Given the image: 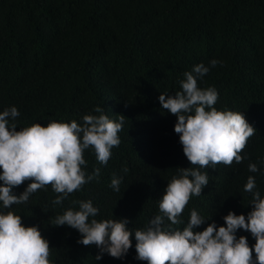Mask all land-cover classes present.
Masks as SVG:
<instances>
[{
  "label": "trees",
  "instance_id": "16d2710c",
  "mask_svg": "<svg viewBox=\"0 0 264 264\" xmlns=\"http://www.w3.org/2000/svg\"><path fill=\"white\" fill-rule=\"evenodd\" d=\"M213 59L218 61L214 67ZM200 63L210 70L198 79V87L216 89L217 110L240 108L256 130L241 163L215 165L226 169L220 170L224 180L212 174L205 194L194 202L213 210L195 231L212 222L224 225L229 211L247 216L252 208V193L244 191L249 176L264 197V0H0V112L24 98L31 105L20 108L23 118L42 126L50 121L82 124L84 115L100 114L97 106L113 121L125 116L120 144L107 164L86 149L82 168L86 176L98 168L99 175L61 204L53 203L57 193L51 185L25 203L5 208L0 202V213L11 211L24 226L38 227L49 242L51 264H147L136 258L134 232L124 257L104 253L96 260V245L78 243L76 229L55 221L69 208L79 209L74 201L86 200L98 209L95 219L127 218L132 231L145 229L160 214V200L178 168L198 166L185 157L174 131L177 118L162 109L159 96L179 91L183 74ZM249 163L258 171L250 172ZM209 167L199 170L206 173ZM113 177L121 180L119 191L111 186ZM106 184L108 201L98 207V189ZM192 205L191 199L181 214L185 224ZM236 235L247 237L250 247L255 243L243 229Z\"/></svg>",
  "mask_w": 264,
  "mask_h": 264
},
{
  "label": "clouds",
  "instance_id": "9594fccd",
  "mask_svg": "<svg viewBox=\"0 0 264 264\" xmlns=\"http://www.w3.org/2000/svg\"><path fill=\"white\" fill-rule=\"evenodd\" d=\"M217 63L215 59L210 61L213 67ZM209 70L203 63L195 65L183 74L179 91L159 96L162 109L177 118L174 131L179 135L185 157L190 165L198 167L178 168V175L167 183L160 200V214L145 229L130 230L127 218L98 221V209L91 200L74 201L79 204L78 210L69 208L56 218V226L67 225L81 234L78 243L99 248L96 260L104 253L113 258L124 257L132 247L134 232L136 258L147 264H264V197L256 190L253 176L244 185V191L252 193V208L247 216L229 211L223 217L224 225L212 222L202 231L194 230L207 219L205 214L209 218L213 215L212 207L205 202H194L205 194L212 174L224 180L225 173L220 170L226 169L215 165L241 163L245 158L241 156L243 149L249 146L248 139L256 130L240 108L217 110L214 105L218 93L214 87H198V79ZM29 105L23 98L0 112V202L5 208L27 202L31 194L47 185L57 193L53 203L61 204L69 194L99 175L97 168L86 176L82 168L87 164L84 151L93 149L98 162L106 165L112 148L120 144L118 133L124 115L113 121L97 106L95 112L100 114L84 115L82 124L76 120L50 121L42 126L41 122L27 123L23 118L20 108ZM208 167L206 173L199 170ZM248 170L255 173L258 167L249 163ZM25 181L29 183L23 192L15 194L13 189ZM120 182V178L113 177L111 186L119 191ZM87 188L86 184L84 189ZM108 189V184L98 189V207L108 201ZM191 199L194 210L185 224L180 217L190 207ZM116 208L120 214L119 207ZM166 220L170 223L166 224ZM181 224L182 229L173 227ZM240 229L251 233L254 245L250 247L243 235L237 237ZM49 254V242L38 227L24 226L21 217L11 211L0 213V264H51Z\"/></svg>",
  "mask_w": 264,
  "mask_h": 264
}]
</instances>
